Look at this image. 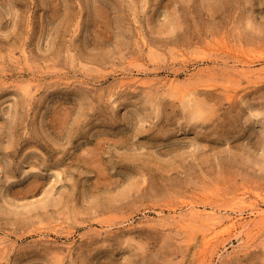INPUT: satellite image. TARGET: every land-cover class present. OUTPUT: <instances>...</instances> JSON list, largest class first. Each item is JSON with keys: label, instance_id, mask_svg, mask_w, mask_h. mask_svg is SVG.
I'll return each instance as SVG.
<instances>
[{"label": "rangeland", "instance_id": "obj_1", "mask_svg": "<svg viewBox=\"0 0 264 264\" xmlns=\"http://www.w3.org/2000/svg\"><path fill=\"white\" fill-rule=\"evenodd\" d=\"M69 1L0 0V264H264V0Z\"/></svg>", "mask_w": 264, "mask_h": 264}, {"label": "bare ground", "instance_id": "obj_2", "mask_svg": "<svg viewBox=\"0 0 264 264\" xmlns=\"http://www.w3.org/2000/svg\"><path fill=\"white\" fill-rule=\"evenodd\" d=\"M41 1L47 6L50 4V6L53 5L55 7L54 8L55 11L53 12L52 17L53 16H57V14L59 13V11L61 9L62 2H64L66 5L64 4L65 5V16H64V21L63 22L69 24V26L70 25H75L76 26V24L79 25L82 22V19H83V12L82 11L84 10L83 7H81L77 12H74V10L72 11V9H71V6H72L73 3L70 2L69 0H41ZM55 1H56V3H55ZM77 1H79V4L81 3L80 0H77ZM93 1H94V4H95V7H96L95 11L98 12V13L95 12L97 14L95 16L98 17L97 19H100V20L104 19L105 20V18H108V13L107 12H109L110 10L106 12V10H108V9H106V8H105L106 10L104 9V7L101 5L102 3L99 2L100 0H93ZM91 17H93V16H91ZM27 21H28V19H27ZM32 21L33 20H31V18H29V25L32 24ZM74 23H76V24H74ZM71 28H69V30ZM72 29H71V31L75 30V29L74 30H72ZM69 30H68V32H69ZM245 65L248 68L247 70L249 71V73H252L250 70H251V68L253 66V62H250V63L245 64ZM262 69L259 70V73L260 72L262 73V71H263ZM188 77H190V76H188ZM198 112H200V111L198 110L197 113ZM245 202H246L245 198H242L239 204H244ZM194 203L195 202H193V204L189 203V205L191 204L190 205L191 210H189V212L187 211L186 214L181 215V219L184 222L187 221L188 216H190L189 219H197V218L199 219V218H201L202 221H206V224L210 225V226H214L219 221V222H221V224H223L224 227L228 228V230H233V229L238 230L240 232V235L245 233V230L249 228V225H250L251 222L250 223L247 222V221L246 222H240V220L243 218V213H244L243 208H240L239 210L234 211L235 214H237L236 217L227 218L226 216H219L218 212H215V211L206 212V211L203 210V212H202L198 208H196L197 206L194 205ZM260 205L261 204H259V203L250 204V207H251L250 211L255 217H260L264 221V208H262Z\"/></svg>", "mask_w": 264, "mask_h": 264}]
</instances>
